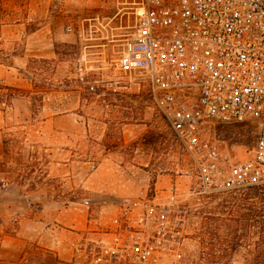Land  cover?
I'll list each match as a JSON object with an SVG mask.
<instances>
[{"label": "rangeland", "instance_id": "obj_1", "mask_svg": "<svg viewBox=\"0 0 264 264\" xmlns=\"http://www.w3.org/2000/svg\"><path fill=\"white\" fill-rule=\"evenodd\" d=\"M134 22L125 0H0V83L21 88L0 105V264H96L123 198L157 195L174 229L159 264H264V186L205 191L120 65ZM208 136L223 166L255 141L242 124Z\"/></svg>", "mask_w": 264, "mask_h": 264}, {"label": "built area", "instance_id": "obj_2", "mask_svg": "<svg viewBox=\"0 0 264 264\" xmlns=\"http://www.w3.org/2000/svg\"><path fill=\"white\" fill-rule=\"evenodd\" d=\"M125 1L135 22L120 65L143 77L205 191L264 186V0ZM227 124L252 126L255 141L223 166L208 133ZM168 197L123 198L94 262L159 264L174 234Z\"/></svg>", "mask_w": 264, "mask_h": 264}, {"label": "trees", "instance_id": "obj_3", "mask_svg": "<svg viewBox=\"0 0 264 264\" xmlns=\"http://www.w3.org/2000/svg\"><path fill=\"white\" fill-rule=\"evenodd\" d=\"M16 91H21V88L0 83V105L9 102L16 95Z\"/></svg>", "mask_w": 264, "mask_h": 264}, {"label": "crops", "instance_id": "obj_4", "mask_svg": "<svg viewBox=\"0 0 264 264\" xmlns=\"http://www.w3.org/2000/svg\"><path fill=\"white\" fill-rule=\"evenodd\" d=\"M112 226V221L109 222V225L107 226V228H105L103 231H101L100 233H98L100 235V241H109L111 239V234L106 233L107 230H109V228ZM57 255V253H55V256Z\"/></svg>", "mask_w": 264, "mask_h": 264}]
</instances>
